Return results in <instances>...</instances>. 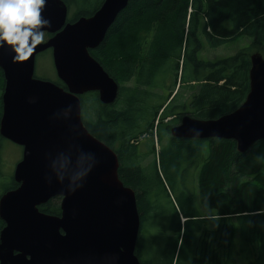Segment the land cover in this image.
<instances>
[{
	"label": "trees",
	"instance_id": "obj_1",
	"mask_svg": "<svg viewBox=\"0 0 264 264\" xmlns=\"http://www.w3.org/2000/svg\"><path fill=\"white\" fill-rule=\"evenodd\" d=\"M62 1L70 11L69 23L93 16L104 2ZM241 37L250 38V45L235 55L218 61L201 58L205 46L218 49ZM255 53L264 57V0H130L105 41L90 51L120 85V95L108 106L97 93L81 96L82 120L95 138L117 154L120 180L136 193L141 227L148 224L158 233L149 240L162 264L165 258L170 264H190L198 232L211 231L207 225L213 220L225 238V264H264V140L241 154L232 140L169 136L185 115L209 121L235 112L250 91ZM39 79L65 88L57 77ZM4 89L0 68V121ZM86 104L92 110L88 115ZM168 119L172 120L165 123ZM157 121V139L167 140L166 147L159 154L160 166L156 162L145 167L132 141L150 135L153 144ZM4 141L0 135V198L19 187L13 176L3 179ZM207 144L209 154L198 171L194 194L183 187L180 177L183 166L190 168ZM166 187L179 196L178 206L165 213L160 199ZM60 202L55 198L39 210L60 217ZM4 227L0 218V235ZM143 245L140 234L137 256H142ZM204 257L208 261L209 253Z\"/></svg>",
	"mask_w": 264,
	"mask_h": 264
},
{
	"label": "water",
	"instance_id": "obj_2",
	"mask_svg": "<svg viewBox=\"0 0 264 264\" xmlns=\"http://www.w3.org/2000/svg\"><path fill=\"white\" fill-rule=\"evenodd\" d=\"M130 0H105L90 18L67 23L62 0H48L42 16L53 34L23 61L0 47L5 77L1 136L20 146L14 180L19 187L0 198V264H140L141 231L136 193L119 177L117 154L95 138L82 120L81 96L96 92L105 105L116 102L120 85L91 56ZM48 50L65 88L35 76L37 56ZM250 92L233 113L203 121L190 116L171 129L176 139L232 140L245 154L264 140V57H251ZM196 129L200 135H196ZM57 172L65 176L64 184ZM85 172L68 193L69 176ZM49 178L51 179L49 181ZM75 186V185H73ZM61 198V216L39 207Z\"/></svg>",
	"mask_w": 264,
	"mask_h": 264
},
{
	"label": "rangeland",
	"instance_id": "obj_3",
	"mask_svg": "<svg viewBox=\"0 0 264 264\" xmlns=\"http://www.w3.org/2000/svg\"><path fill=\"white\" fill-rule=\"evenodd\" d=\"M97 7H98V5L95 7V9ZM49 38L50 37H47L45 35L44 42H46ZM250 41H251L250 38L241 37L237 40H234L230 43H227L224 46L219 47L218 49H211L208 46H205L203 51L201 52V58L205 59V60H209V61H218L220 59L233 56L237 52H239L241 49L248 47L250 45ZM35 75L37 78H39V77L43 78L44 77V78L55 79L57 77L51 51L43 53V55L41 54V56H38V58L36 60ZM249 75H250V73H249ZM249 79H250V77H249ZM92 93H96V92H92ZM192 94H194V93H192ZM190 96H191V94H185L184 98L189 99ZM85 109H86V111H85L86 115H88V113H92L91 112L92 110L89 111L87 104L85 105ZM158 123L159 122L157 121L156 124L154 125V128H155V126H156V128L154 129L153 132L156 131V135H157ZM165 123H167V122L165 121ZM169 136H171V135L169 134ZM140 138H142V137H140ZM137 139H139V138H137ZM3 147H4V149H3V153H2L3 158H1V161H2L1 167H2V175L4 177L3 179L7 180L10 177L14 176V171H15L16 165L19 163V161L22 158V148L16 144L6 140V139L3 143ZM208 148L209 147L207 144V146L204 147L203 150L201 151L200 156L196 159V162H194L190 166V168L183 166L185 171L181 174L180 182L183 183L182 185L184 188H186V190H190L194 194L198 191V171L201 170V166L203 165L204 160L208 157V154H209ZM160 149H161V147L158 148V151H160ZM154 151H155V153H157V148ZM148 156H149V152L148 153L145 152L143 155H140V161L143 162V165L145 167H146V165H145L146 157H148ZM146 163L149 164V161L147 160ZM165 182L169 185V182L167 179H165ZM166 188H167V190L165 192H163V194L161 195V199H160L161 204H162V209L165 213H166L165 210H169V208H172V207L174 208L175 206H178L177 198L179 196L178 192H174L169 187H166ZM195 200L199 204V200L197 197H195ZM183 221H185V219H182V222ZM154 223H155V226L157 227V229H159L160 226L158 225V219H156ZM149 230L145 229L144 234H148V232H149V235H150V234H154L156 232V230H153L151 228ZM149 242H150V240H149ZM151 250H152V247L147 246L145 251L151 252ZM141 254L143 255L142 251H141Z\"/></svg>",
	"mask_w": 264,
	"mask_h": 264
},
{
	"label": "clouds",
	"instance_id": "obj_4",
	"mask_svg": "<svg viewBox=\"0 0 264 264\" xmlns=\"http://www.w3.org/2000/svg\"><path fill=\"white\" fill-rule=\"evenodd\" d=\"M48 0H0V47H11L17 61L27 60L45 40L44 29L51 26L50 20L42 16ZM196 135H200V131ZM87 175L85 172L69 176L68 193L74 194L83 184L78 180ZM65 176L57 172V180L64 184ZM51 179L49 178V181ZM75 185V186H73Z\"/></svg>",
	"mask_w": 264,
	"mask_h": 264
},
{
	"label": "flooded vegetation",
	"instance_id": "obj_5",
	"mask_svg": "<svg viewBox=\"0 0 264 264\" xmlns=\"http://www.w3.org/2000/svg\"><path fill=\"white\" fill-rule=\"evenodd\" d=\"M172 119H169V121ZM167 140L161 142V141H154L152 144V137L150 135H144L142 138L134 139L132 141V144L136 146L137 153L139 155H143L145 152H149V156L146 157V161H149V164L146 163L147 167H151L153 165H156V162L160 166L159 161V154L165 149ZM161 147L160 151H158V148ZM157 153L152 154L153 149L156 150ZM137 154V155H138ZM224 226V225H223ZM207 228H210L211 231H200L197 234V242H196V248H195V254L190 258V264H225V258H226V243L225 238H223L222 232L220 235L218 234V223L217 220H213V223L208 224ZM145 229H150V225L147 224L141 227L140 234L144 237V245H143V255L137 256L140 264H145L150 262L151 264H162L161 261L156 257L155 255V246L154 244L149 242L150 235L144 234ZM150 231V230H149ZM214 234L211 235V234ZM156 235L158 233L156 232ZM212 241V244H211ZM211 245V246H208ZM147 246H151L152 250L151 252H146ZM218 249V251H217ZM209 253V257H205L204 254ZM212 259V260H211ZM165 264H170L169 260L166 258L164 259ZM173 264H178L177 262H173Z\"/></svg>",
	"mask_w": 264,
	"mask_h": 264
},
{
	"label": "bare ground",
	"instance_id": "obj_6",
	"mask_svg": "<svg viewBox=\"0 0 264 264\" xmlns=\"http://www.w3.org/2000/svg\"><path fill=\"white\" fill-rule=\"evenodd\" d=\"M119 96V95H118ZM118 99V98H117Z\"/></svg>",
	"mask_w": 264,
	"mask_h": 264
}]
</instances>
